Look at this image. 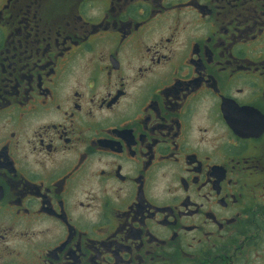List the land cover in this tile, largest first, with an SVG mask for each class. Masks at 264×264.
Instances as JSON below:
<instances>
[{
	"label": "flooded vegetation",
	"instance_id": "obj_1",
	"mask_svg": "<svg viewBox=\"0 0 264 264\" xmlns=\"http://www.w3.org/2000/svg\"><path fill=\"white\" fill-rule=\"evenodd\" d=\"M0 264H264V0H0Z\"/></svg>",
	"mask_w": 264,
	"mask_h": 264
}]
</instances>
